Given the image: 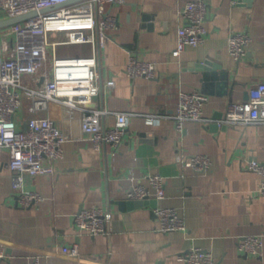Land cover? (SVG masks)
Masks as SVG:
<instances>
[{
    "label": "crops",
    "instance_id": "0c3cea01",
    "mask_svg": "<svg viewBox=\"0 0 264 264\" xmlns=\"http://www.w3.org/2000/svg\"><path fill=\"white\" fill-rule=\"evenodd\" d=\"M188 1L124 0L105 5L115 25L100 51L101 91L91 104L127 114L123 141L117 150L106 143L97 149L89 138L78 137L73 120L62 119L57 107H50L66 140L54 174L25 179L24 189L37 192L41 200L21 206L11 173L5 164L0 166V242L8 244L1 264H25L36 250L52 252L41 257V264H184L177 256L190 247L210 252L217 264H264V244L256 255L237 249L240 238L264 240L260 176L247 168L251 159L264 162V124L210 130V122H187L177 132L172 119L163 117L174 112L180 90H199L200 75L189 68L197 60L208 59L228 73L226 88L213 87L212 94L199 90L206 97V119L216 120L227 103L245 100L251 85L264 81V0H204L203 42L174 57L181 9ZM143 15L149 18L143 20ZM232 32H246L250 38L238 61L227 50ZM86 46L82 54L60 56L89 55ZM130 56L153 64L155 76H127ZM110 79L114 86L107 89L104 84ZM147 115L161 117L150 122ZM101 122L113 126L115 117L105 114ZM176 154L205 155L210 167L196 172L177 162ZM148 174L163 178L164 197L129 207L128 188L147 185ZM155 204L174 208L185 229L160 232L152 212ZM94 206L112 213L106 234L91 236L74 226L73 216ZM72 244L78 247V261L58 253Z\"/></svg>",
    "mask_w": 264,
    "mask_h": 264
},
{
    "label": "built area",
    "instance_id": "2783aa9c",
    "mask_svg": "<svg viewBox=\"0 0 264 264\" xmlns=\"http://www.w3.org/2000/svg\"><path fill=\"white\" fill-rule=\"evenodd\" d=\"M68 0H0V11L6 19L36 14L19 22L0 28V166L6 165L11 173V187L21 206L27 207L41 200L37 192L24 189L25 179L37 175L54 174L55 163L62 158V145L66 140L62 128L49 111L55 105L62 119L73 120L79 138H89L95 148L110 144L117 150L123 141L127 127V114L108 112L89 107L101 91V72L98 63L100 51L108 39V30L115 25V18L105 11L106 4L124 0H83L57 9L40 10ZM182 24L176 30L174 57L186 47L203 42L204 20L207 5L204 0H190L181 9ZM63 32L65 40L49 38L50 33ZM250 38L246 32H232L227 38L228 54L240 60L246 53ZM63 44H86L89 55L59 56L57 47ZM131 78H153L155 67L150 62L130 56L124 69ZM114 86L112 79L104 84ZM206 97L199 90H180L171 115L177 132H182L187 122H216L220 127L246 124H264V81L251 85L248 96L240 102H229L217 120L206 119L202 107ZM25 103L29 116L22 117ZM46 112L47 115L39 113ZM113 114L115 124L105 126L101 122L105 114ZM150 122L161 115H147ZM175 160L196 172L210 167L205 155L176 154ZM247 168L260 176L259 192L264 194V162L249 160ZM147 185H131L127 198L131 200H155L164 197L163 178L158 174L145 175ZM160 232L182 231V218L174 208L156 206L152 209ZM112 213L102 207L80 209L73 216L78 231L91 236L106 234ZM264 244L262 237L246 236L237 243L239 252L256 255ZM7 242H0V264L5 259ZM52 254L36 250L25 264H41L43 255ZM61 256L78 261L76 244L62 246ZM177 260L184 264H217L212 254L199 247H190L179 254Z\"/></svg>",
    "mask_w": 264,
    "mask_h": 264
},
{
    "label": "water",
    "instance_id": "95a60500",
    "mask_svg": "<svg viewBox=\"0 0 264 264\" xmlns=\"http://www.w3.org/2000/svg\"><path fill=\"white\" fill-rule=\"evenodd\" d=\"M78 1H83V0H68L67 2H65L63 4H58V5H54L51 7H47V8L40 10L39 12H46L48 10L57 9L61 6H66V5H69V4H72L74 2H78ZM233 1H237L238 3H242V2L243 3L244 2L249 3L250 2V0H233ZM248 5L250 6V4H248ZM36 13L37 12H32V13H29V14H26L23 16H18V17L0 20V28H3V27H6L8 25H11L13 23L19 22V21H21L27 17H30V16L36 14ZM142 18H143V20H147L149 18V16L143 15ZM147 27L151 28V25H148ZM98 58H100V56ZM189 68L191 71L199 73V75H200V78H199L200 88H198V89L201 92H205V93L207 92V93L212 94V93H215L214 92L215 90L214 91L212 90L213 87L214 88H216V87L226 88L228 73L225 72L224 70H222L221 67L214 66L210 60H208V59H205L202 61L197 60L195 62H192L189 65ZM220 92H221V94H226L225 90L222 91V89H221ZM219 93L217 92L218 95H219ZM88 106L92 107L93 104H89ZM220 117H221V114L219 115V113H218L214 116V119L217 120ZM225 127H226L225 125H222L219 127L216 124V122H211L209 124L210 130H217L218 128L224 129ZM152 202H153L152 200H150V201L149 200H130V201H128V204H129V207H137V206H142L143 204H151ZM154 207H156V204L154 205Z\"/></svg>",
    "mask_w": 264,
    "mask_h": 264
},
{
    "label": "rangeland",
    "instance_id": "374dc122",
    "mask_svg": "<svg viewBox=\"0 0 264 264\" xmlns=\"http://www.w3.org/2000/svg\"><path fill=\"white\" fill-rule=\"evenodd\" d=\"M7 16L4 12L0 11V20L6 19ZM50 39L63 41L65 40V36L63 32H55L49 34ZM87 49L86 44H63L57 47V55H73L79 52H85ZM82 54V53H79ZM29 116V112L27 110V103H25L22 117L27 118Z\"/></svg>",
    "mask_w": 264,
    "mask_h": 264
}]
</instances>
